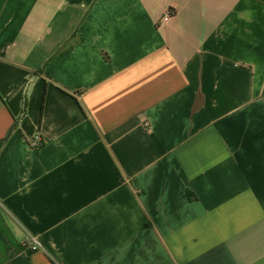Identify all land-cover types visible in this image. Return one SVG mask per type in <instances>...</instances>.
Here are the masks:
<instances>
[{
    "label": "crops",
    "instance_id": "crops-1",
    "mask_svg": "<svg viewBox=\"0 0 264 264\" xmlns=\"http://www.w3.org/2000/svg\"><path fill=\"white\" fill-rule=\"evenodd\" d=\"M0 264H264V0H0Z\"/></svg>",
    "mask_w": 264,
    "mask_h": 264
},
{
    "label": "built area",
    "instance_id": "built-area-1",
    "mask_svg": "<svg viewBox=\"0 0 264 264\" xmlns=\"http://www.w3.org/2000/svg\"><path fill=\"white\" fill-rule=\"evenodd\" d=\"M171 16H172V12L170 9H168L166 12H164L162 19L163 21L168 22ZM41 143H42L41 136L37 134L30 144L33 148H38L41 145ZM21 243L24 248L30 249L32 251L43 249L39 241V237L32 233H28L26 237L21 240Z\"/></svg>",
    "mask_w": 264,
    "mask_h": 264
}]
</instances>
